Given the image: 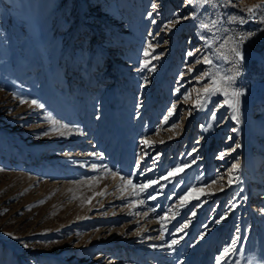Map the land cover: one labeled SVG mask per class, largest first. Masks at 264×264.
I'll return each instance as SVG.
<instances>
[{
    "label": "rangeland",
    "instance_id": "374dc122",
    "mask_svg": "<svg viewBox=\"0 0 264 264\" xmlns=\"http://www.w3.org/2000/svg\"><path fill=\"white\" fill-rule=\"evenodd\" d=\"M260 5L0 0V264H264Z\"/></svg>",
    "mask_w": 264,
    "mask_h": 264
},
{
    "label": "snow or ice",
    "instance_id": "6c2138e0",
    "mask_svg": "<svg viewBox=\"0 0 264 264\" xmlns=\"http://www.w3.org/2000/svg\"><path fill=\"white\" fill-rule=\"evenodd\" d=\"M185 3L187 5H191L193 3H209V0H185ZM153 9L156 8V5L153 4L152 5ZM257 7H260V8H264V5H260V6H257ZM247 11L249 13H252L253 12V8H248ZM193 16L195 15L194 13L192 14ZM186 18H190V17H186ZM179 20L175 21V23H178ZM262 23H264V20L261 21ZM170 26V25H169ZM202 27H207V25H202ZM247 39V36H242L240 38V42L243 43V41ZM232 51L234 52L235 56L239 58L240 61H242L244 59V56L242 55V53L237 49V48H233ZM149 53L146 51L145 52V56H148ZM189 56L193 55L191 52L188 53ZM199 63V61H197ZM204 63L206 64H211V60L209 59H205ZM145 66L144 64H142V67ZM237 66H238V62H237ZM189 71H191V68H189ZM239 73L237 72L236 75H238ZM205 77H209L210 78V83L203 88V93L205 95H210V94H213V93H222L224 96H225V100H224V104H227L228 107L232 108L233 109V112H234V115H233V119L237 122V124L239 123V103H240V97L243 95V92L242 91H239V90H235V89H231V83L234 79L233 76H227V77H224V76H221L219 73H216V74H211L209 72H206L205 74ZM199 82V81H198ZM185 99H188L187 96H185ZM21 104L23 103H28L27 101H24V100H21L20 101ZM30 104L35 106V107H43L42 105L38 104L37 101L35 100H32L30 101ZM223 106V105H221ZM175 109V105L172 106V108H170L168 110V115L171 116L173 114V110ZM213 115H215V113H213ZM50 119V118H49ZM167 119L168 117H165V122H167ZM53 124H55L56 122L55 121H52ZM60 127H65L64 125H61ZM179 127V125L177 124H173L171 125V127L169 128V131H171L173 128H177ZM233 131H236V129H233ZM43 135H48L47 132L43 133ZM143 143L147 144L148 141L145 140L143 141ZM240 147V144L237 143L236 144V148H239ZM198 151L197 149H193V152H196ZM232 151H235V149H232ZM192 153H189L188 155H191ZM225 155H227V153H220L219 155V158H223ZM195 161L193 160L192 163H194ZM189 165H183L177 169H173L172 172L169 173V176L173 175L174 173L178 174L179 172H182L183 169L185 167H188ZM240 168V163L239 161H237L236 163L232 164V167L230 169V172L232 173H235L236 171H238ZM3 169H0V171H2ZM123 179V177H122ZM233 179H239L238 177H235V176H230L229 177V183L232 182ZM129 185L132 186V187H135L134 185H131V181H128ZM152 183H155L154 181L153 182H149L148 185H142L141 188H146V187H150ZM213 183H215V181H213ZM153 199H155V197H152ZM184 203H187V201H183ZM233 207H235V205H233ZM195 213H193L194 215ZM221 219H223V217H221ZM220 221H217V223H219ZM187 225H185L186 227ZM203 238V237H201ZM177 243V241H173L172 244H169L168 247L171 248L173 246V244ZM234 244L236 243V241L233 242ZM25 247H27V245H25ZM228 254V250L226 249L225 250V253L223 254V256H227ZM222 256H218L216 258V264H221V260H222ZM181 264H183V262L181 261ZM226 264V262H225Z\"/></svg>",
    "mask_w": 264,
    "mask_h": 264
},
{
    "label": "bare ground",
    "instance_id": "6f19581e",
    "mask_svg": "<svg viewBox=\"0 0 264 264\" xmlns=\"http://www.w3.org/2000/svg\"><path fill=\"white\" fill-rule=\"evenodd\" d=\"M255 125H256V128H257L256 131L258 130L259 133H260L259 135H261L262 137H264V123L261 124V125L258 124V123H256V124L254 123V126H255ZM254 128H255V127H254ZM258 131H257V132H258ZM262 147H263V145L260 144V145H259V148H262ZM11 157H12V156H11ZM255 183H257V184H258V183H261V180H260L259 177H256V178H255ZM162 248H163V246H162ZM164 249H165V248H164Z\"/></svg>",
    "mask_w": 264,
    "mask_h": 264
}]
</instances>
